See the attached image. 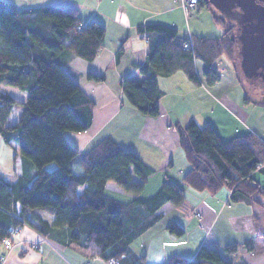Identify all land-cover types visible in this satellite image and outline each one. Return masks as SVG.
<instances>
[{"label":"trees","instance_id":"trees-1","mask_svg":"<svg viewBox=\"0 0 264 264\" xmlns=\"http://www.w3.org/2000/svg\"><path fill=\"white\" fill-rule=\"evenodd\" d=\"M208 3L199 0L197 10ZM228 18V26L214 18L223 27L218 37L192 35V50L183 46L187 37L171 25H139V33H148L149 49L138 66L141 78L121 81L123 97L142 114L157 116L158 75L182 71L195 83H217L221 75L216 61L222 56L233 59L234 31L243 34V26ZM104 36L103 24L95 19L83 24L76 8L49 4L17 10L9 1L0 0V85L26 93L23 101L0 90V137L13 149V162L20 154L21 169L14 181L0 174L1 244L11 236V229L28 225L87 259L124 264L130 255L129 244L161 218V206L184 198L173 181H164L148 199L121 202L105 195L108 182L138 195L154 173L136 152L123 148L111 136L78 154L81 170L73 171L77 152L63 133L89 126L93 100L77 84L68 62L73 56L94 59ZM195 61L201 63L200 75ZM87 78L102 77L88 73ZM16 103L20 105L18 119L9 123ZM178 132L189 165L182 177L186 185L212 194L227 189L233 201L262 205L264 189L251 172L264 164L263 138L248 132L223 141L213 126H200L194 120L178 126ZM51 162L56 166L47 170ZM168 229L183 233L177 223ZM258 236L264 240V233ZM242 248L252 249L246 241L213 247L203 244L192 259L173 257L172 264H245L228 258Z\"/></svg>","mask_w":264,"mask_h":264},{"label":"crops","instance_id":"crops-1","mask_svg":"<svg viewBox=\"0 0 264 264\" xmlns=\"http://www.w3.org/2000/svg\"><path fill=\"white\" fill-rule=\"evenodd\" d=\"M49 4L76 8L83 24L95 19L105 27L103 46L94 59L87 61L73 56L68 62L69 68L76 73L77 84L93 100L89 126L82 131L63 133L77 152L72 163L78 159V154L89 150L102 138L111 136L123 148L136 152L154 173L148 176L138 195L124 192L113 182L106 184L105 195L121 202L148 199L164 181L177 183L184 194L179 203L166 202L161 206V218L129 244L130 255L124 264H172L173 257L192 259L203 244L213 247L245 241L252 249H239L228 258L235 263L264 264V240L258 236V233H264V214L260 219L255 206L242 200H231L227 189L212 194L197 191L182 180L189 165L178 143V126L185 125L187 117L198 124L195 117L203 114L201 122L213 126L223 141L248 132L263 138V126L250 120L254 113L249 109L240 78L227 77L226 90H221L218 86L222 75L211 86L201 80L193 82L182 71L169 76L158 75L157 116L139 112L127 102L121 91L124 78H141L138 66L144 62L149 49L148 33H139L138 26L148 22L168 24L175 27L179 35L192 41V35L206 36L203 32L211 31L210 21L203 22L198 16L202 8L187 13L182 0H50L39 5ZM211 22L215 23L214 18ZM194 63L200 75L201 63ZM88 73L102 78L88 79ZM214 87L221 90L220 97L225 101L218 94L209 93ZM199 91L210 96L209 107L204 105L206 101ZM187 101L188 107L200 110L194 113L190 108L183 109ZM12 170L7 172L0 167V174L8 181H14L21 171L19 164H14ZM251 175L264 189V164L253 170ZM173 223L183 228L182 234L168 229ZM38 240L40 236L33 228L28 225L19 228L8 252L4 241L0 243V256L6 255L0 264H117L99 257L87 259L49 239L36 248L28 244Z\"/></svg>","mask_w":264,"mask_h":264},{"label":"rangeland","instance_id":"rangeland-1","mask_svg":"<svg viewBox=\"0 0 264 264\" xmlns=\"http://www.w3.org/2000/svg\"><path fill=\"white\" fill-rule=\"evenodd\" d=\"M7 1L12 3L13 6L17 10L27 8V7H37V6H40L39 4H41V2H50V0H7ZM198 16L199 18H201L203 22H205L206 20L210 21L209 27L211 31L203 32V34H205L206 36H218L221 34L223 30V27L221 25H216L214 22H211L213 18L223 19L225 22V26H228L231 23L230 19L226 15L221 13L218 9H216L211 3H208L205 7H203L202 10L198 12ZM233 21H236V20L234 19ZM234 38L236 42L235 48H234V58L229 59L226 56H222L215 63V66L220 72V75H222L223 77L218 87L221 90L222 89L226 90L225 83L229 82L227 80V77H230V79H232V77H237V78L239 77L240 80L243 82L242 84L244 86L245 93L249 100V102H247V104H249V109L253 111L254 113L253 118L251 117L250 120L252 122L253 121L259 122L263 126L261 130H263L264 129V110H261V108L264 107V77L260 76L254 82H252L249 79V77H247L243 73L242 68L240 66V46H241L242 37L236 30L234 31ZM0 90L13 95L19 100L24 101L26 99V93L22 90H19L17 87L1 84ZM221 90H218L217 87L216 88L214 87L212 88L211 91L209 90V93L215 94V95L218 94L220 97ZM199 94L203 98V101H206L204 105H207L209 107L210 96L203 91H199ZM220 98L223 101H225L223 97H220ZM188 106L189 104L187 101L186 106L183 105V109L190 108L189 110L194 113H197L200 110L199 108L196 109V108H191ZM19 112H20V105L16 103L13 105L8 122L9 123L15 122L18 119ZM202 117H203V114H199V115L197 114L195 117L196 120L199 122L198 124L200 126L205 124V123H202L203 121L201 122ZM184 120H185L184 122L186 123L189 122L188 117ZM262 137L264 138V136ZM16 159H17V162L16 163L13 162V149L10 146H8L6 143H4L0 138V167L6 170L7 172L13 171L12 167L14 166V164L15 166H18V164L20 163V154L17 155ZM55 166L56 164L54 162H51L47 164L46 169L52 170L55 168ZM80 169L81 168L78 164V159L74 160L73 161V171L78 173L80 172ZM255 209H256V212H258V217L261 219L262 215L264 214V199L262 200V205L255 206ZM62 255L66 257L65 252H62Z\"/></svg>","mask_w":264,"mask_h":264},{"label":"water","instance_id":"water-1","mask_svg":"<svg viewBox=\"0 0 264 264\" xmlns=\"http://www.w3.org/2000/svg\"><path fill=\"white\" fill-rule=\"evenodd\" d=\"M208 1L238 25L244 27L250 21L252 29L249 32L243 29L241 35L240 66L247 77L257 79L258 69L264 65V0Z\"/></svg>","mask_w":264,"mask_h":264},{"label":"built area","instance_id":"built-area-1","mask_svg":"<svg viewBox=\"0 0 264 264\" xmlns=\"http://www.w3.org/2000/svg\"><path fill=\"white\" fill-rule=\"evenodd\" d=\"M198 2H199V0H182V5H183V7H184V9L186 10L187 13H191V12H193V10L198 8ZM183 46L192 50V48H193L192 41L191 40L186 41L183 44ZM197 215H199V213H197ZM18 231H19L18 227L11 229L10 230V235L11 236L4 239V248L6 249V252H8V250L11 248V246H12V238L16 236ZM39 236H40V240H38V241H29L28 244L31 247L36 248L39 243L47 241V239L44 236H42L40 234H39ZM5 258H6V255L0 256V262H3L5 260Z\"/></svg>","mask_w":264,"mask_h":264},{"label":"flooded vegetation","instance_id":"flooded-vegetation-1","mask_svg":"<svg viewBox=\"0 0 264 264\" xmlns=\"http://www.w3.org/2000/svg\"><path fill=\"white\" fill-rule=\"evenodd\" d=\"M249 23H250V21L247 20V22L244 23L245 26L243 27V29L246 30L247 32H249V30H250ZM257 75H259L258 77H260V76L264 77V65H263V67L258 69ZM249 79L251 80V78H249Z\"/></svg>","mask_w":264,"mask_h":264}]
</instances>
